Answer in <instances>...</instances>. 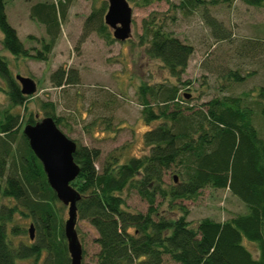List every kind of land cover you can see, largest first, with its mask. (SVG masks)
<instances>
[{
    "label": "trees",
    "instance_id": "1",
    "mask_svg": "<svg viewBox=\"0 0 264 264\" xmlns=\"http://www.w3.org/2000/svg\"><path fill=\"white\" fill-rule=\"evenodd\" d=\"M128 1L140 7L169 2ZM235 1L264 6V0H210L209 4ZM70 2L58 0L31 7V19L44 26L48 37L41 39L39 50L24 47L8 22L4 0H0L2 48L16 58L46 62ZM178 6L196 10L206 5L205 0H180ZM105 7L103 4L89 15L84 32H96L109 43L113 39L104 22ZM207 23L217 39L226 38L221 36L223 30L216 20L209 18ZM28 39L38 41L33 36ZM139 39L141 46L147 44L145 54L158 60L175 82L141 83L137 88L147 127L143 135L146 153L142 156L122 162L114 151L97 169L99 149L76 144L73 160L80 173L70 185L80 197L76 202L77 221L87 222L97 233L96 264H264V87L256 95L253 91L222 95L190 105L192 97L185 99L188 94L182 91L190 83L182 76L194 54L193 46L166 31L152 17L143 20ZM231 77L235 83L245 80L236 72ZM50 79L56 87L78 82L76 71L63 68L54 71ZM0 81L5 84V88L0 85V92L9 101L0 122V201L14 202L13 207H0V264L29 259L38 262L43 254L44 264H70L59 201L41 162L20 132V114L10 111L26 109L30 96L21 93L1 55ZM44 106L52 107L49 103ZM51 110L45 116L58 127L60 119ZM37 121L30 115L24 127ZM18 133L19 141L13 147ZM168 172L173 173L171 183L165 181ZM206 188L229 190L243 204L245 213L223 222L204 218L192 225L187 220L188 211L179 202L195 200ZM124 192H134L145 201L146 212L127 210ZM163 205L168 208L163 209ZM16 213L32 220L38 235L42 234L41 241L29 246L15 244L12 236L18 234V227L8 225ZM246 241L255 245V253L246 247Z\"/></svg>",
    "mask_w": 264,
    "mask_h": 264
},
{
    "label": "rangeland",
    "instance_id": "2",
    "mask_svg": "<svg viewBox=\"0 0 264 264\" xmlns=\"http://www.w3.org/2000/svg\"><path fill=\"white\" fill-rule=\"evenodd\" d=\"M57 1L4 0L8 22L17 31L25 48L41 50V39L48 38L44 26L31 19V7ZM209 2L205 0V9L183 10L178 6L180 0L155 2L146 7L128 1L132 9L131 38L123 43L117 42L108 27L113 39L108 43L96 32H84L85 20L103 4L106 5L104 18L108 7L106 0H71L46 62L12 56L2 48L0 33V55L7 60L12 76L31 78L37 86L35 94L26 103V109H10L21 116L20 132L30 115L39 121L53 108L55 117L60 119L58 128L68 139L81 146L99 149L101 156L96 162L97 169L114 151L122 162L146 153L143 135L147 127L137 100V88L141 83L175 82L158 60L145 54L147 44L140 45L143 20L151 17L166 31L194 48L182 76L183 81L190 83L189 87L182 89L188 94L185 99L192 97L190 105H200L222 95L236 96L250 91L256 95L264 87V6L251 7L241 1L218 5ZM209 18L218 22L225 39L215 37L207 23ZM29 36L38 41L29 40ZM59 68L76 71L77 84L54 86L50 76ZM234 72L245 80L235 83L231 77ZM0 85L5 88L4 82L0 81ZM47 103L52 107H45ZM7 107L6 94L0 92V122H3V110ZM259 130L262 132L261 128ZM19 136L18 133L13 147L17 146ZM172 177L173 173L168 172L165 181L171 183ZM123 198L127 210L146 212V202L134 192H124ZM179 203L188 211L187 220L192 225L204 218L223 222L246 211L227 189L206 188L195 200ZM13 205L11 200L0 201V207ZM57 208L64 223L68 217L67 208L60 202ZM162 208L168 207L163 205ZM32 223L30 218L15 214L8 227H18V234L12 236L16 245L21 242L29 246L42 240V234L38 235L35 228V240L29 239L28 229ZM76 232L83 250L82 264H96L99 248L94 240L97 233L85 221H77ZM245 245L251 252H256L254 244L246 241ZM43 259L44 254L38 262L29 259L18 261V264H44ZM166 264L174 263L166 261Z\"/></svg>",
    "mask_w": 264,
    "mask_h": 264
},
{
    "label": "water",
    "instance_id": "3",
    "mask_svg": "<svg viewBox=\"0 0 264 264\" xmlns=\"http://www.w3.org/2000/svg\"><path fill=\"white\" fill-rule=\"evenodd\" d=\"M106 2L108 7L104 14V22L113 31V39L122 43L129 40L132 9L128 1L106 0ZM15 79L23 95L35 94L37 86L34 80L19 75ZM22 132L30 149L41 162L50 188L58 201L67 207L68 218L64 224V236L70 264H82L83 250L76 232V202L80 197L70 185L80 173L78 165L73 160L77 145L60 131L51 117H45L33 125H26ZM28 233L30 240H33V224L29 226Z\"/></svg>",
    "mask_w": 264,
    "mask_h": 264
}]
</instances>
